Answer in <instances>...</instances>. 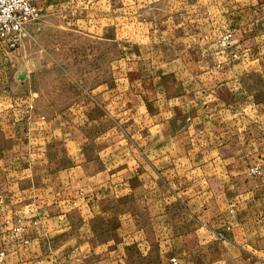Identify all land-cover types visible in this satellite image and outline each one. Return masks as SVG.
Returning <instances> with one entry per match:
<instances>
[{"label":"rangeland","instance_id":"1","mask_svg":"<svg viewBox=\"0 0 264 264\" xmlns=\"http://www.w3.org/2000/svg\"><path fill=\"white\" fill-rule=\"evenodd\" d=\"M32 1L24 36L0 50V197L51 204V224L112 264L145 213L207 204L212 174L264 183V0ZM148 227L154 264H178Z\"/></svg>","mask_w":264,"mask_h":264},{"label":"crops","instance_id":"2","mask_svg":"<svg viewBox=\"0 0 264 264\" xmlns=\"http://www.w3.org/2000/svg\"><path fill=\"white\" fill-rule=\"evenodd\" d=\"M207 112L212 114V106ZM211 176L207 204L190 196L194 198L185 206H190L192 215L185 218L164 214L153 218L145 213L144 233H138L136 225L130 227L129 249L114 247L112 264H124L126 251L128 264H154L153 238L148 235V225L153 224L166 231L161 233L162 251H167L169 241L176 243L178 264H264V183L221 184L215 182V174ZM35 203L17 204L9 197H0V250L6 252L2 264H57L64 255L83 261L96 257V264H104L99 258L105 256V250L98 242L96 248H88L84 237L74 238L67 227L51 224L59 218L56 207ZM230 204L234 208H229ZM169 225L174 227L169 230ZM219 233L224 239L217 237ZM138 250L142 254L137 255ZM167 255L161 252L157 263L168 264Z\"/></svg>","mask_w":264,"mask_h":264},{"label":"built area","instance_id":"3","mask_svg":"<svg viewBox=\"0 0 264 264\" xmlns=\"http://www.w3.org/2000/svg\"><path fill=\"white\" fill-rule=\"evenodd\" d=\"M36 15L32 0H0V50L15 48L24 36L26 27ZM230 35L225 36V40ZM13 231H19L14 228ZM6 252L0 250V264L4 262Z\"/></svg>","mask_w":264,"mask_h":264}]
</instances>
